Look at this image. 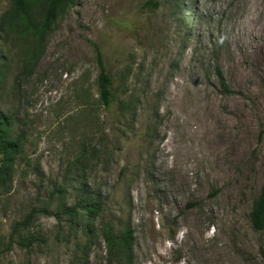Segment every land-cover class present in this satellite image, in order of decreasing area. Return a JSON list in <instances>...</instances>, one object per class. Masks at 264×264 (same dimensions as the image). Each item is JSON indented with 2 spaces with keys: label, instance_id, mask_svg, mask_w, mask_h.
<instances>
[{
  "label": "rangeland",
  "instance_id": "rangeland-1",
  "mask_svg": "<svg viewBox=\"0 0 264 264\" xmlns=\"http://www.w3.org/2000/svg\"><path fill=\"white\" fill-rule=\"evenodd\" d=\"M10 1L0 110L22 151L0 187V264H105V224L130 225L133 264H264L250 223L264 184V0H75L39 39L9 32ZM83 190L102 205L86 253L64 215L10 239L30 209L62 210Z\"/></svg>",
  "mask_w": 264,
  "mask_h": 264
},
{
  "label": "trees",
  "instance_id": "trees-1",
  "mask_svg": "<svg viewBox=\"0 0 264 264\" xmlns=\"http://www.w3.org/2000/svg\"><path fill=\"white\" fill-rule=\"evenodd\" d=\"M74 4L75 0H11L10 8L2 20L8 25L9 32L15 31L17 35L30 34L33 39H39L54 24L58 16ZM97 65L99 73L96 84L99 99L104 108H109L116 100V95L113 90V81L102 62L99 52L97 53ZM4 75L5 70L0 67V84ZM218 77L221 85L225 87L220 72H218ZM121 107L123 109L129 108L128 105L122 103ZM13 126L14 118L0 110V187L2 188L11 182L15 161L22 151L21 136L13 135ZM62 191L60 188H55L50 194L53 197L55 194H61ZM101 207V202L93 193L83 190L81 191V197L75 203L62 208V210L51 211L47 207L30 209L21 222L15 223L10 239L21 228L30 226L33 219L38 215L55 217L59 220L64 215L68 217L72 227L75 228V239L78 237L77 232L84 238L83 242L76 243L77 253L84 254L91 246L92 236L95 232L93 222L98 217ZM250 223L255 231L264 230V184L251 210ZM102 233L106 251L105 264H133L134 237L130 225L126 224L115 232L111 225L105 224ZM33 241H35L34 238L27 242L19 240L17 243L21 246H28Z\"/></svg>",
  "mask_w": 264,
  "mask_h": 264
}]
</instances>
